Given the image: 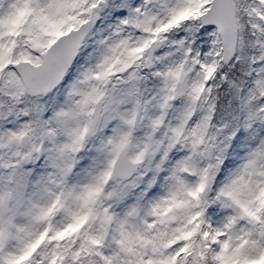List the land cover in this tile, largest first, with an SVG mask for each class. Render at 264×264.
<instances>
[{"label": "snow or ice", "instance_id": "1", "mask_svg": "<svg viewBox=\"0 0 264 264\" xmlns=\"http://www.w3.org/2000/svg\"><path fill=\"white\" fill-rule=\"evenodd\" d=\"M0 264H264V0H0Z\"/></svg>", "mask_w": 264, "mask_h": 264}]
</instances>
